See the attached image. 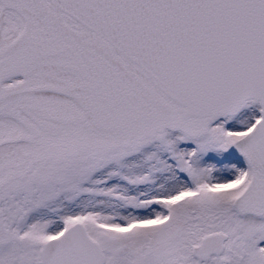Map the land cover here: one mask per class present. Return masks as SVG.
Instances as JSON below:
<instances>
[{"label": "water", "instance_id": "obj_1", "mask_svg": "<svg viewBox=\"0 0 264 264\" xmlns=\"http://www.w3.org/2000/svg\"><path fill=\"white\" fill-rule=\"evenodd\" d=\"M0 1L26 18L21 34L7 42L25 19L0 4V83L45 66L54 77L74 75L92 124L125 144L165 131L201 137L248 104L258 105L260 119L234 143L252 168L235 207L264 215V0ZM31 80L3 92L0 107L37 105L52 117L71 113L62 105L69 99L45 92L61 88H32L47 81ZM84 152L105 151L70 156ZM225 238L209 236L196 254L219 253ZM41 257L44 264H104L81 223L49 240Z\"/></svg>", "mask_w": 264, "mask_h": 264}, {"label": "rangeland", "instance_id": "obj_2", "mask_svg": "<svg viewBox=\"0 0 264 264\" xmlns=\"http://www.w3.org/2000/svg\"><path fill=\"white\" fill-rule=\"evenodd\" d=\"M258 118L259 108L248 105L197 139L166 132L131 147L72 155L68 163L61 162L59 153L53 158L59 161L49 164L53 168H40L38 177L17 182L15 191L0 195V264H43V244L75 221L101 244L105 264L202 263L206 260L199 261L196 248L217 231L227 239L222 252L206 262L264 264V216H240L232 203L242 189L216 185L230 175L245 176L247 166L230 146ZM7 122L15 129H31L17 115L7 117ZM197 185H202V195L174 208L177 232L133 225L147 216L131 208L145 209L147 197H169Z\"/></svg>", "mask_w": 264, "mask_h": 264}, {"label": "flooded vegetation", "instance_id": "obj_3", "mask_svg": "<svg viewBox=\"0 0 264 264\" xmlns=\"http://www.w3.org/2000/svg\"><path fill=\"white\" fill-rule=\"evenodd\" d=\"M44 77H47L50 81L56 80V83L62 85H73L76 83L74 79L72 80L68 76L66 78L64 75L54 77L53 75L45 74L43 70H40L32 74L30 77L12 78L5 81L2 84L3 90L1 88L0 96L3 92H10V89H15L22 84H30L32 81L31 78L33 80L36 78H43L46 80ZM48 80L46 81L49 82ZM67 99L76 102L81 110V114L74 122H70L69 119H64L59 116L52 117L37 105L35 110H24L23 108H20L19 105L7 106L6 102L1 104L0 195L16 189L15 185L17 182L20 183L22 180L38 177L37 172H39L40 168L43 167L44 170H48L50 167L53 168L52 166L57 163L56 159L53 158H57L59 153H61L60 156L62 157V161H60L68 163L71 152H80L87 147L99 145L100 141L102 142L103 139L101 134L89 121L86 109L87 106L81 95H76ZM21 111L27 115L23 118L26 119L27 117L28 120L33 121L31 129L26 125H24V129H15L12 123L7 124V117L9 116L17 115V117L21 119L23 116ZM49 158L52 162V166L48 165ZM242 174L243 173H240L237 176L230 175L229 178L225 180L226 182L219 181L216 185L219 187L229 186L230 188L239 187L242 189L243 186L246 185L245 182L247 180V176L242 177ZM181 179L187 182V178ZM242 181H244V183H240ZM233 183L238 184L237 186H233ZM189 184H191V181ZM197 186L203 188L202 185ZM197 186L194 188L190 187L189 191H178L169 197L156 195L147 197L146 207L143 213V215H146L147 217L143 219L149 222L148 228H176L175 232H177L178 226L172 224L173 219L175 218L174 208L182 205V203H186L189 199L202 195V193L195 192ZM168 200H172L171 203ZM232 207L234 208L233 204ZM184 218H186V216H184ZM170 222L171 225H168ZM192 225L194 226L197 224L192 222ZM217 232L223 233L220 231ZM188 238L191 239V237Z\"/></svg>", "mask_w": 264, "mask_h": 264}, {"label": "bare ground", "instance_id": "obj_4", "mask_svg": "<svg viewBox=\"0 0 264 264\" xmlns=\"http://www.w3.org/2000/svg\"><path fill=\"white\" fill-rule=\"evenodd\" d=\"M24 110H29V109H31V110H35V108H25V107H22ZM243 112V111H242ZM21 113H22V111H21ZM134 230V229H133Z\"/></svg>", "mask_w": 264, "mask_h": 264}]
</instances>
